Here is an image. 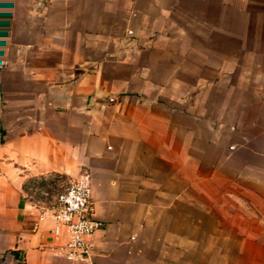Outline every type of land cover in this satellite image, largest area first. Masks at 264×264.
Returning a JSON list of instances; mask_svg holds the SVG:
<instances>
[{"label": "crops", "instance_id": "crops-1", "mask_svg": "<svg viewBox=\"0 0 264 264\" xmlns=\"http://www.w3.org/2000/svg\"><path fill=\"white\" fill-rule=\"evenodd\" d=\"M81 169L73 261L26 195ZM0 264H264V0H0Z\"/></svg>", "mask_w": 264, "mask_h": 264}, {"label": "built area", "instance_id": "built-area-1", "mask_svg": "<svg viewBox=\"0 0 264 264\" xmlns=\"http://www.w3.org/2000/svg\"><path fill=\"white\" fill-rule=\"evenodd\" d=\"M27 191V201L37 209V220L50 218L53 234L64 229L66 240L59 247L64 258L87 259L90 248L86 239L99 227L91 213L89 172L81 169L73 178H63L59 174L37 178L27 186Z\"/></svg>", "mask_w": 264, "mask_h": 264}, {"label": "rangeland", "instance_id": "rangeland-1", "mask_svg": "<svg viewBox=\"0 0 264 264\" xmlns=\"http://www.w3.org/2000/svg\"><path fill=\"white\" fill-rule=\"evenodd\" d=\"M211 40H212V39H211ZM207 43H210V44H211L212 41H207ZM208 54L212 55V53H208ZM209 70H211V69H207V73H206V74H207V77L210 76V74H211V73L209 72ZM196 71H197L196 68H190V72H191V74L195 73ZM195 74H196V73H195Z\"/></svg>", "mask_w": 264, "mask_h": 264}]
</instances>
